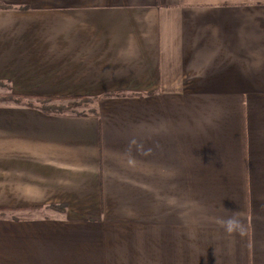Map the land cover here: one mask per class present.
Listing matches in <instances>:
<instances>
[{"label":"crops","instance_id":"1","mask_svg":"<svg viewBox=\"0 0 264 264\" xmlns=\"http://www.w3.org/2000/svg\"><path fill=\"white\" fill-rule=\"evenodd\" d=\"M0 4V264H264V0Z\"/></svg>","mask_w":264,"mask_h":264},{"label":"trees","instance_id":"2","mask_svg":"<svg viewBox=\"0 0 264 264\" xmlns=\"http://www.w3.org/2000/svg\"><path fill=\"white\" fill-rule=\"evenodd\" d=\"M0 8H10V6L7 5H3L0 4ZM6 86L7 89L11 92L9 98L11 99H6V97L0 102V103H4V102H13L16 104H20L23 106H28V107H32V108H38L41 109L42 111L46 112V113H53V114H59V115H66V114H76V115H87V114H97L98 110L94 109V111H92L91 113H82V112H69L71 111L73 108L79 106V104H77V101H69L68 104H64V105H60V104H54V105H46L47 102H52L55 100H59V99H63V100H71L73 99H82L85 100L87 98H91V97H87V96H68V95H59V96H42V95H28V94H19V93H15L13 90V87L10 85V83L8 82H3L0 81V86ZM23 96L29 97V98H34L36 100V103H26L24 102L21 98ZM95 101V103L98 102L99 98L98 97H94L91 98ZM87 101V100H86ZM62 104V103H61ZM52 206H57L59 207V210L64 213L66 211V205L65 204H60V205H52ZM42 208L40 206L38 207H33L32 209H39ZM17 210V209H16ZM20 210V209H19Z\"/></svg>","mask_w":264,"mask_h":264},{"label":"rangeland","instance_id":"3","mask_svg":"<svg viewBox=\"0 0 264 264\" xmlns=\"http://www.w3.org/2000/svg\"><path fill=\"white\" fill-rule=\"evenodd\" d=\"M11 92L7 89L6 86H0V102L6 97V99H11L9 98ZM93 98V97H91ZM91 98H87L85 100L82 99H71V100H63V99H59V100H55V101H52V102H47L46 105H54V104H60V105H64V104H68L69 101H77V104H79V106L73 108L71 111L69 112H82V113H91L92 111H94V109H97V103H95V101ZM24 102L26 103H36V100L34 98H29V97H26V96H23L21 98ZM87 100V101H86ZM9 102V101H8ZM62 103V104H61ZM60 205V204H59ZM30 211H39V212H43V213H54V212H58L61 213V211L59 210V207L57 206H47V207H42V208H39V209H28ZM25 212H29V211H25ZM25 214V213H24Z\"/></svg>","mask_w":264,"mask_h":264},{"label":"clouds","instance_id":"4","mask_svg":"<svg viewBox=\"0 0 264 264\" xmlns=\"http://www.w3.org/2000/svg\"><path fill=\"white\" fill-rule=\"evenodd\" d=\"M230 223H231V224H237V223H239V221H238V220H235V219H233V220H231V221H230Z\"/></svg>","mask_w":264,"mask_h":264}]
</instances>
